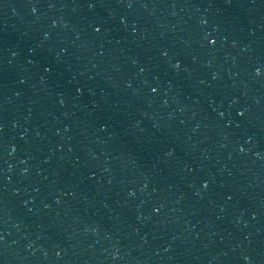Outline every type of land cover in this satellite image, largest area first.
<instances>
[{
	"label": "water",
	"instance_id": "water-1",
	"mask_svg": "<svg viewBox=\"0 0 264 264\" xmlns=\"http://www.w3.org/2000/svg\"><path fill=\"white\" fill-rule=\"evenodd\" d=\"M0 264H264V0H0Z\"/></svg>",
	"mask_w": 264,
	"mask_h": 264
}]
</instances>
